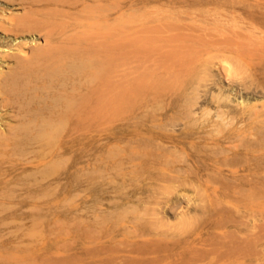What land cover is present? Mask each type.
<instances>
[{
	"label": "bare ground",
	"instance_id": "1",
	"mask_svg": "<svg viewBox=\"0 0 264 264\" xmlns=\"http://www.w3.org/2000/svg\"><path fill=\"white\" fill-rule=\"evenodd\" d=\"M145 2L0 0V210L12 207L0 216V226L14 222L15 227L16 222L23 230L5 238L0 234V264H49L45 246L40 261L31 231L19 226L27 217L36 219L35 208L47 216L48 182L36 183L31 177L25 181L19 173H49L53 164L63 162L67 110H77L69 120L73 125L97 124L104 120L98 116L110 117L130 107L139 88L146 87V95L157 100L166 78L196 73V78L216 81L213 102L232 103L218 105L211 123L228 119L225 138L244 137L247 122L258 124L264 135V102L259 107L230 96L232 85L238 87L231 83L235 76L264 78V0H159L157 14L144 11ZM250 63L260 67L251 70ZM225 88L230 92L224 93ZM249 93L261 96L264 88ZM143 99L144 107L149 106L145 96L135 102L140 105ZM175 101L167 102L173 106ZM203 114L207 118L210 109ZM153 115L151 122L157 119ZM152 136L164 135L153 131ZM230 173L227 185L232 192H239L243 180H254L236 168ZM159 244L166 245L159 241L154 249Z\"/></svg>",
	"mask_w": 264,
	"mask_h": 264
},
{
	"label": "rangeland",
	"instance_id": "2",
	"mask_svg": "<svg viewBox=\"0 0 264 264\" xmlns=\"http://www.w3.org/2000/svg\"><path fill=\"white\" fill-rule=\"evenodd\" d=\"M146 1L144 11H160L159 0ZM185 75L166 78L157 100L146 95V87L139 88L133 98L145 96L149 106L144 107L145 99L140 105L135 99L110 117L98 116L104 120L97 124L73 125L69 120L77 110L64 112L63 162L53 164L49 173H19L25 181L48 182L47 216L35 208L36 219L27 217L19 224L31 231L40 261L46 248L49 264H264L262 130L247 122L244 137L225 138L228 119H217L218 127L211 123L218 105L232 103L210 98L212 90L218 92L214 78ZM261 77L235 76L231 83L238 87L232 85L231 98L260 107L264 95L249 91L264 88ZM170 98L176 99L173 106L168 105ZM191 101L190 110L186 106ZM206 109L210 115L203 118ZM153 131L164 136L153 138ZM235 168L254 178L243 180L239 192L227 185ZM11 208L1 209L0 216ZM0 227L3 238L22 230H15L14 222ZM154 240L166 245L156 249ZM150 244L156 248L151 250Z\"/></svg>",
	"mask_w": 264,
	"mask_h": 264
}]
</instances>
